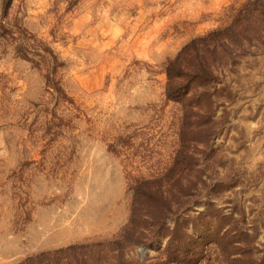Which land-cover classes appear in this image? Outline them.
<instances>
[{"label": "rangeland", "instance_id": "1", "mask_svg": "<svg viewBox=\"0 0 264 264\" xmlns=\"http://www.w3.org/2000/svg\"><path fill=\"white\" fill-rule=\"evenodd\" d=\"M0 264H264V0H0Z\"/></svg>", "mask_w": 264, "mask_h": 264}, {"label": "trees", "instance_id": "2", "mask_svg": "<svg viewBox=\"0 0 264 264\" xmlns=\"http://www.w3.org/2000/svg\"><path fill=\"white\" fill-rule=\"evenodd\" d=\"M9 1V0H8ZM255 6L254 3L246 4L244 6V9L242 10L243 13L247 12V10H250ZM225 32H230L229 37L231 38L235 32H233V29L230 27V29H227V31H212L209 33L206 37L198 40L192 41L189 45L184 47L182 51L179 53V55L173 59L172 61L168 62L166 67V74H167V85H166V95L168 98H174L175 95L178 92H181L182 90H187L191 80L193 79H199L202 78V76H208L212 77L209 73H212L211 70H208L205 67V62L199 57L198 55V45L199 44H205L207 50H209L210 45L207 40L209 39H219V46L221 49H227L229 52H232L233 46L229 45L228 43L224 42L222 39L223 34ZM232 41H234V38L232 37ZM234 51V50H233ZM190 59L195 60L197 64L196 69H189L187 68L186 64H183L185 61H189ZM183 78V82H177V79ZM135 217L132 218V223ZM129 232L130 230L128 228L125 229L124 235L121 236L120 242H130L133 245L142 244L145 241V238L139 239V240H132L129 238ZM132 237V236H131Z\"/></svg>", "mask_w": 264, "mask_h": 264}]
</instances>
